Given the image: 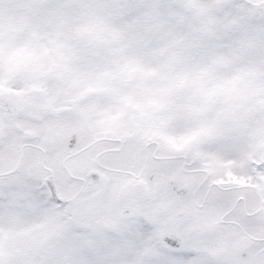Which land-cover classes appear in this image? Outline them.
I'll use <instances>...</instances> for the list:
<instances>
[{
  "label": "snow or ice",
  "instance_id": "1",
  "mask_svg": "<svg viewBox=\"0 0 264 264\" xmlns=\"http://www.w3.org/2000/svg\"><path fill=\"white\" fill-rule=\"evenodd\" d=\"M0 264H264V0H0Z\"/></svg>",
  "mask_w": 264,
  "mask_h": 264
}]
</instances>
